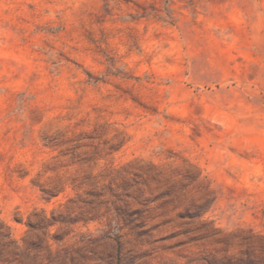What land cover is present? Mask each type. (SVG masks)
Listing matches in <instances>:
<instances>
[{
  "label": "rangeland",
  "instance_id": "374dc122",
  "mask_svg": "<svg viewBox=\"0 0 264 264\" xmlns=\"http://www.w3.org/2000/svg\"><path fill=\"white\" fill-rule=\"evenodd\" d=\"M0 264H264V0H0Z\"/></svg>",
  "mask_w": 264,
  "mask_h": 264
}]
</instances>
